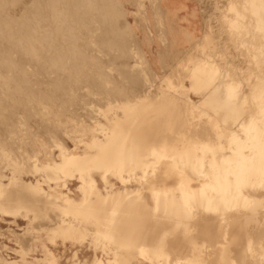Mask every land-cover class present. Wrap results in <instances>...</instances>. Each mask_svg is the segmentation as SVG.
<instances>
[{
    "label": "rangeland",
    "instance_id": "rangeland-1",
    "mask_svg": "<svg viewBox=\"0 0 264 264\" xmlns=\"http://www.w3.org/2000/svg\"><path fill=\"white\" fill-rule=\"evenodd\" d=\"M33 1L0 0V32L2 31L1 34L4 37L12 28L9 33L13 32L14 35V38L11 37L13 39L10 38L11 34H8L5 40H2L4 38L0 34V40H2L0 44L4 45V41L5 45L12 43L16 46L10 45L17 49V51L11 50L12 47L7 45L10 50L8 56L6 54L8 48L5 49V45L0 46V51L3 49L2 53L0 52V75L2 74L3 77L1 75L0 79H3L4 83L5 76L10 77L7 78L9 81L11 79V82L6 80L7 83H5L10 86V90L7 89V86L3 87V83L0 82V84L2 83V86L0 85V93H2V95L0 94V117L2 116L0 118V200H3H1L3 203L0 201V208L7 206L5 209L11 211L6 214L0 209V264H264V238H262L264 234H260L264 231H258L264 229L262 228L264 227V172L260 175L257 174L252 181L243 180L239 184L244 188L243 191L246 188V191H254L257 196L255 201H247L242 196L235 194L219 193L218 196H215V200L210 202H195L200 207V210L195 213L202 212L204 216H211L212 220L207 224L206 220L195 215L188 218L168 216V211H164L166 205L163 201L164 194H170L173 191L177 193L176 196L201 197V195L191 193L192 191L188 187V185L201 184L200 182L194 184L192 181L190 183V180H193L195 176L190 174L189 157L195 158L196 164L200 158H204L205 165H207L204 171L211 173L210 166L218 164L214 158H218L226 152L222 153L221 146H228L232 142L226 135L230 134L229 129L235 126V122L238 120H243L246 125H249L251 118L257 117L255 128L248 135L254 136L255 134L264 156V0H219V2L218 0H107L105 11L108 14L113 12L112 15L107 14L104 18L95 16L96 5H93L94 8L91 6L90 12L87 11L94 16L82 15L86 11L84 9L85 12L82 9L77 11L74 8L76 4L72 5L74 2L59 0L60 4L59 1H56L58 4L56 3L54 7L59 9L60 12L58 10L57 12L62 15L61 18L64 20L58 24L62 32L58 30V35L51 30V24H47L52 20V9L54 8L52 6L55 1ZM47 1L50 7L46 5ZM68 2L71 4L69 5ZM111 2L112 4H110ZM39 3L41 4L39 5ZM23 13L22 18L21 14ZM39 14L44 15V18H40ZM87 15L92 18H86ZM15 16L19 17L17 20L20 19L24 24L18 20L20 24L18 25ZM84 18L89 19L88 23ZM35 20L37 25L34 23ZM7 24L13 26H9L8 29ZM21 24L24 26L22 30L20 29ZM25 24L30 26H26L27 30ZM32 26L33 28H31ZM78 26L79 28H76ZM5 28H7V34L4 33ZM30 28L33 29L32 38L30 33L25 34V31L31 30ZM50 31L53 32L54 38L57 37L56 43L50 35L53 40H49V48L53 47L51 41L57 48L56 50L54 47L53 54L51 50H47L49 41L48 38L45 39L46 36L50 37L48 35L51 34ZM22 32L24 33L23 37L21 36ZM44 32L48 34L46 35ZM17 34H21L22 43L20 42V45L18 44L21 38ZM43 34L46 36L44 37ZM25 35L30 43L25 42L27 41L24 38ZM33 38L36 40L34 41ZM6 39L8 41L15 39L16 43L8 42ZM70 42L73 44L72 48L77 52L74 53L79 54L75 55L76 57L72 55L74 49H68ZM30 45L31 47L35 46H33L34 50L37 48L35 52L34 50L32 52V54L35 53L32 55L33 57H36L39 52L44 54H39V58H36L41 60V64L43 61L45 64L46 57L43 56L47 55V60L50 61L49 65L44 66V70L47 66L50 68L47 67V70L43 71L41 67L44 64L40 67L39 61L40 68L36 66L35 57L34 62L32 57V60H25V64L22 58L25 59V55L29 53ZM18 48L24 54L26 49L28 50L25 55L22 53V58L19 57L20 55L16 54L18 57L15 55V52L20 50ZM67 49L72 53L69 52V54ZM31 50L30 55L28 54L29 58ZM49 54L54 57H49ZM28 55L26 56L28 57ZM6 56L7 58H5ZM55 56L59 60H56ZM81 56H84V59ZM10 57L23 62L15 61L14 63L12 61L15 65L11 62L12 68L9 65L8 68H10L7 69L5 63L10 64ZM6 59L9 61L6 62ZM31 61L35 65L32 66ZM30 62L31 64H29ZM16 63L19 64H17L18 66L21 63L22 66L26 65L23 68H27L31 73L25 72L24 77L29 73L27 76L31 80V82L26 81V79L29 80L28 77L24 80L26 81L25 88L23 84L20 89L19 87L18 89L13 88L12 78L17 74L18 69L20 74L16 76L20 78L22 74L21 81L24 79L23 72L26 70L20 69L22 66L18 68ZM27 63L33 68L31 69ZM203 64H209L206 68L210 70L205 68V73L202 76H196L192 70ZM13 68H15V74H12ZM63 68L67 73H65L66 71L62 72ZM21 70L23 71L21 72ZM211 72L216 76L221 73L225 83L233 87V90L238 91V94L233 96V104L230 103L232 99L226 104H219L217 101L211 102L205 106L208 113L204 108L208 116H205V113H194L197 111L196 107L194 110H185L186 107L183 109V105L175 100V95L198 102L203 92L196 94L191 88V82L196 81L194 84L196 88L199 87L198 90L208 89L215 82L214 78L209 79ZM189 74L195 81L189 78ZM203 80L205 82L212 80V82L209 81V84H205ZM24 81H19V83H24ZM19 83L15 84V87L19 86ZM22 90L23 92L25 90V94L22 93ZM162 90L165 94L162 93ZM148 94L151 95L148 96ZM174 102L175 104H173ZM176 104H180L182 109ZM115 114L119 115L113 117ZM204 118L207 122L204 121ZM158 120L159 122H157ZM188 120L193 121L188 123ZM120 123H122L123 129H120ZM191 124H195V127L193 128ZM109 128H119L115 134H110L109 141L116 140L121 143L118 148L113 150L117 159L111 161L109 165L115 166L123 161L126 154L124 147L121 146L123 143H128L133 147L136 143L138 154L142 152L143 155H148L151 150L157 149L154 156L144 158L152 164L151 167L149 165V167L140 170L134 168L130 163L132 167L129 171L119 168L118 171H113L112 175H105L106 177L101 179L98 175L95 178L91 177L87 174L86 169H82L78 174L79 179L70 181L68 184L72 197L77 199L80 195L82 197L78 205L67 200L66 197L61 199L48 197L36 190L38 186L28 185L40 181L41 187L46 190L49 189V186L55 187V184L59 187L65 185L67 181L44 182L43 173L38 169L39 166L47 158L58 159L59 143L69 150L77 148V151L83 154L85 152L84 142L96 138L103 139L104 132L106 129L110 130ZM205 130L207 133L204 132ZM203 132L207 134L204 137ZM138 138L141 140L139 141ZM198 144H200V148L197 146ZM142 148L144 151L147 149V152H144ZM242 148L247 150L244 145ZM140 149L142 150L140 151ZM3 151L8 153L5 155ZM26 153L28 154L26 155ZM192 154L194 155L192 156ZM15 162H18V165ZM228 162L226 161V163ZM9 163L11 164L9 165ZM226 163L221 164L220 162L219 164L226 165ZM101 165H103L102 162L96 163L98 168ZM103 171L106 170L103 169ZM184 175L188 177H184ZM257 180L260 182L257 183ZM176 187L178 188L175 189ZM128 188L134 191L129 196L120 193V196L118 195L116 198L100 200L102 196L97 194L99 191L111 194L108 191L114 190L117 193V191H127ZM159 188L163 189L160 191ZM214 188L221 191V187L218 185ZM11 190L16 195L15 197L18 196V200L12 201L14 195ZM209 190L210 188L204 189L203 194L210 195ZM180 201L181 204L185 203L183 200ZM5 202L10 204H5ZM92 207H96L95 210H92ZM247 212L249 215L254 213V216H247ZM29 215L30 217H28ZM217 219L225 220L219 223ZM66 222L74 224L68 229L70 231H66L62 227ZM236 228H238L241 238L238 236ZM234 232H236V236ZM260 237L261 239H258Z\"/></svg>",
    "mask_w": 264,
    "mask_h": 264
},
{
    "label": "bare ground",
    "instance_id": "bare-ground-1",
    "mask_svg": "<svg viewBox=\"0 0 264 264\" xmlns=\"http://www.w3.org/2000/svg\"><path fill=\"white\" fill-rule=\"evenodd\" d=\"M33 1V0H32ZM53 1H55V4L52 6V4H51V6L52 7H54L55 5H56V1H59V0H53ZM53 1H51V2H53ZM64 1V0H63ZM62 1V2H63ZM69 2H74V4H72V5H75L76 4V7L74 6V8H76L77 9V11H80L81 9L85 12H82V13H84V14H82V15H85V14H90V13H88V12H90V8H91V6H93V5H96L95 7H97L96 9H95V13H96V17H101V18H104V17H106L107 16V11H105V5H106V1L107 0H68ZM114 1V0H113ZM112 1V2H113ZM116 1V0H115ZM119 1V0H118ZM136 1V0H135ZM216 1V0H215ZM249 1V0H248ZM27 2V1H26ZM34 3H35V1H33ZM37 2V1H36ZM65 2H66V0H65ZM68 2V3H69ZM112 2L110 3V4H112ZM218 2H219V0H218ZM247 2V1H246ZM4 3V2H3ZM45 3V2H44ZM71 3H69V5L71 4ZM211 3V2H210ZM28 4V3H27ZM33 4V3H32ZM36 4V3H35ZM41 3H39V5H40ZM46 4V3H45ZM58 4V3H57ZM59 4H60V1H59ZM77 4H78V7H77ZM109 4V5H110ZM46 5H48V1H47V4ZM45 5V6H46ZM116 5V4H115ZM114 5V6H115ZM218 5V4H217ZM36 6V5H35ZM49 6V5H48ZM113 6V7H114ZM212 6V5H211ZM29 6H27V8H28ZM50 7V6H49ZM66 7V6H65ZM68 7V6H67ZM70 7V6H69ZM72 7V6H71ZM36 8V7H35ZM42 8V10H43V7H41ZM93 8H94V6H93ZM108 8V7H107ZM157 8V7H156ZM211 8V7H210ZM228 8V7H227ZM29 9H31L30 7H29ZM37 9V8H36ZM35 9V10H36ZM50 10H51V8H49ZM79 9V10H78ZM109 9H110V7H109ZM112 9V8H111ZM209 9V8H208ZM220 9V8H219ZM1 10H3V9H1ZM32 10H34V9H32ZM34 10V11H35ZM57 10L59 11V9H56V7H54L53 9H52V12H53V16H52V20L51 21H49V23H47L46 21H45V23H47V24H51V26H52V28H51V30H53V32H56V34L57 33H59V31L61 32V30L59 29V27H58V24L59 23H61V22H63V20L64 19H62L61 18V16L62 15H60L58 12H57ZM64 10V9H63ZM68 10H69V8H68ZM72 10V9H71ZM70 10V11H71ZM214 10V9H213ZM216 10V9H215ZM227 10V9H226ZM20 11V10H19ZM22 11V10H21ZM30 11V10H29ZM39 11V10H38ZM37 11V12H38ZM77 11H75V13H78ZM88 11V12H87ZM117 11H119V10H117ZM158 11V10H157ZM211 11V10H210ZM219 11V10H218ZM24 12V11H23ZM36 12V13H37ZM60 12V11H59ZM73 12H74V10H73ZM111 12V11H110ZM113 12V11H112ZM112 12H111V14H108V15H112ZM230 12V11H229ZM22 13V12H21ZM31 13V12H30ZM35 13V12H34ZM40 13H41V11H40ZM66 13V12H65ZM74 13V14H75ZM158 13V12H157ZM3 14V13H2ZM94 14V13H93ZM115 14V13H114ZM117 14V13H116ZM119 14V13H118ZM240 14V13H239ZM22 15V18H23V15H24V13L23 14H21ZM25 15H26V13H25ZM30 15V14H29ZM33 15V14H32ZM38 15V14H37ZM40 15V14H39ZM41 15H42V13H41ZM40 15V16H41ZM60 15V16H59ZM76 15V14H75ZM91 16H94V15H92V14H90ZM124 15V14H123ZM206 15H207V13H206ZM244 15V14H243ZM44 16V15H43ZM43 16H41L40 18H44ZM89 17V15H87V17L86 18H88L89 17V19L90 18H92V17ZM213 16V15H212ZM230 16V15H229ZM228 16V17H229ZM27 17V16H26ZM84 17V16H83ZM3 18V17H2ZM13 18V17H12ZM15 18H16V16H15ZM17 18H19V17H17ZM17 18L15 19L16 20V22L18 23V25H20L19 24V22H18V20H20V19H18L17 20ZM28 18H29V16H28ZM33 18H34V16H33ZM35 18H36V15H35ZM37 18H39V16H37ZM39 18V19H40ZM80 18V17H79ZM82 18V17H81ZM86 18H84L85 20H86ZM110 18V17H109ZM209 18V17H208ZM232 18V17H231ZM238 18V17H237ZM14 19V18H13ZM26 19V18H25ZM74 19V18H73ZM89 19L88 20H86V23H88V21H89ZM119 19H121V18H119ZM43 20V19H42ZM41 20V21H42ZM48 20H49V18H48ZM77 20V19H76ZM113 20V19H112ZM116 20V19H115ZM217 20V19H216ZM239 20V19H238ZM28 21V20H27ZM103 21V20H102ZM108 21H109V19H108ZM206 21V20H205ZM6 22V21H5ZM32 22V21H31ZM36 22V20L34 21V23ZM38 22V21H37ZM39 22H40V20H39ZM85 22V21H84ZM98 22V21H97ZM105 22H107V21H105ZM213 22H215L214 20H213ZM236 22V21H235ZM20 23H22L21 22V20H20ZM67 23V22H66ZM109 23V22H108ZM233 23H234V21H233ZM6 24V23H5ZM22 24H24V22L22 23ZM22 24H21V30H22V28H24V26H22ZM36 25H37V23H35ZM72 24H74V23H72ZM219 24V23H218ZM236 24H238V23H236ZM8 25V29L10 28V27H12V26H10L9 24H7ZM28 24H25V29H26V26H27ZM34 25V24H33ZM40 25V24H39ZM86 25V24H85ZM91 25V24H90ZM119 25V24H118ZM10 26V27H9ZM87 26V25H86ZM116 26V25H115ZM237 26V25H236ZM7 27V26H6ZM18 27V29H19V26H17ZM28 27H30L29 25H28ZM37 27V26H36ZM88 27V26H87ZM107 27V26H106ZM126 27V26H125ZM130 27V26H129ZM31 28H33V26L31 27ZM30 28V29H31ZM76 28H79V26L78 27H76ZM236 28V27H235ZM25 29L23 30V32L25 31ZM29 29V28H28ZM100 29V28H99ZM102 29V28H101ZM108 29V28H107ZM130 29V28H129ZM237 29V28H236ZM5 32H4V30H3V32L4 33H6L7 32V28H5ZM27 30V29H26ZM32 30L33 29H31L29 32H27V31H25V34H28V33H30V37L32 38V35H33V33H32ZM59 30V31H58ZM111 30V29H110ZM121 30V29H120ZM216 30V29H215ZM9 31H12V28H10V30H8V34H11V36H10V38L11 37H13L14 38V35H13V32L12 33H9ZM35 31V30H34ZM45 31V30H44ZM89 31V30H88ZM240 31V30H239ZM2 32V31H1ZM1 32H0V34H1ZM18 32H20L21 33V31H19L18 30ZM22 32V35L21 34H17V36L19 35V37H20V35L23 37V35H24V33ZM27 32V33H26ZM40 32V31H39ZM42 32V31H41ZM51 32V31H50ZM53 32H51V34H48L49 36L51 35L52 36V38H54L53 37ZM101 32V31H100ZM103 32V31H102ZM110 32V31H109ZM165 32V31H164ZM17 33V32H16ZM32 33V34H31ZM45 33V32H44ZM62 33V32H61ZM75 33V32H74ZM113 33V32H112ZM111 33V34H112ZM118 33V32H117ZM123 33V32H122ZM230 33V32H229ZM242 33V32H241ZM7 34V33H6ZM7 34V35H8ZM38 34H40V33H38ZM46 34V33H45ZM46 34V35H47ZM53 34V35H52ZM110 34V33H109ZM109 34H107V35H109ZM114 34V33H113ZM222 34V33H221ZM2 35V34H1ZM1 35H0V37H1ZM6 35V36H7ZM44 35V34H43ZM46 35H44V37L46 36ZM58 35V34H57ZM125 35V34H124ZM132 35V34H131ZM165 35V34H164ZM236 35V34H235ZM6 36H4L3 37V35H2V37L4 38V39H2V40H5V37ZM16 36V37H17ZM26 37H24L25 38V40H27V41H25L26 43H30L29 42V40H28V37H27V35H25ZM51 36L50 37H48V36H46L45 37V39L46 38H48V41L49 40H53L52 38H51ZM85 36V35H84ZM91 36V35H90ZM123 36V35H122ZM126 36V35H125ZM35 37V36H34ZM102 37H104V36H102ZM107 37V36H106ZM9 38V37H8ZM13 38H11V39H13ZM21 38V37H20ZM27 38V39H26ZM50 38V39H49ZM57 38V37H56ZM56 38H54V42H56L57 43V40H55ZM105 38V37H104ZM110 38V37H109ZM109 38H108V43H109ZM124 38H126V37H124ZM131 38V37H130ZM215 38V37H214ZM1 39V38H0ZM9 40L8 41V39H6L8 42H10V41H12V42H14V40ZM115 39V38H114ZM128 39V38H127ZM126 39V40H127ZM2 40H0V42L2 41ZM19 40V39H18ZM21 40H22V38L19 40V44H18V42H17V44L18 45H20V42H21ZM30 40H32V39H30ZM33 40H34V38H33ZM35 40H36V38H35ZM34 40V41H35ZM101 40V39H100ZM99 40V41H100ZM103 41H104V39H102ZM111 40V39H110ZM119 40V39H118ZM129 40V39H128ZM24 41V40H23ZM38 41V40H37ZM46 41V40H45ZM53 41H51L52 42V46L53 47H50L49 48V46H50V41L48 42V48H47V50L49 49V50H51V52H52V50L54 49V47H55V43L53 44ZM77 41V40H76ZM97 41V40H96ZM95 41V42H96ZM123 41V40H122ZM130 41V40H129ZM235 41V40H234ZM32 42V41H31ZM44 42V41H43ZM43 42H41V43H43ZM72 42V41H71ZM71 42L69 43L70 45H69V48L68 49H71L72 48V45L73 44H71ZM98 42V41H97ZM96 42V43H97ZM119 42V41H118ZM126 42V41H125ZM14 43H16V42H14ZM22 43V42H21ZM26 43H24V44H26ZM34 43V42H33ZM45 43H47V41L45 42ZM73 43V42H72ZM100 43H102V42H100ZM104 43H106V42H104ZM107 43V44H108ZM120 43H122V42H120ZM131 43V42H130ZM3 44L5 45V41L3 42ZM7 44V43H6ZM10 44H12V43H10ZM9 43L7 44L8 46L10 45ZM32 44V43H31ZM75 44V43H74ZM77 44V43H76ZM4 45H1L0 44V46H4ZM7 45H5V49L6 48H8V46ZM13 45V44H12ZM17 45V46H18ZM36 45V44H35ZM57 45V44H56ZM83 45V44H82ZM109 45H111V44H109ZM116 45V44H115ZM11 46V45H10ZM9 46V47H10ZM14 47L16 46V45H13ZM13 46H11L12 48H10L11 50L13 49V50H15V51H17V49L15 48L14 49V47ZM33 46L34 45H32V47H31V45L29 46V47H31V49H28L29 50V53H30V50H31V57L29 58V55L28 54H26V52L28 51L27 49H26V52H25V54L26 55H28V57L21 51V49L20 48H18V49H20V50H18V52H15V55L17 54V55H20L19 57H21L22 58V53L25 55V59L24 58H22V60L25 62V64H26V61L28 60H32V55L34 54L35 55V53H33L32 54V52H33V50H34V48H33ZM61 46V45H60ZM129 46H131V45H129ZM35 47V46H34ZM62 47V46H61ZM106 47V46H105ZM108 47H110V46H108ZM196 47H197V45H196ZM113 48V47H112ZM114 48H116V47H114ZM1 49V48H0ZM5 49H4V52L6 53V51H7V53L6 54H8L9 52H10V50H9V48H8V50H6L5 51ZM24 49V48H23ZM22 49V50H23ZM36 49L37 48H35V50H34V52L36 51ZM55 49L57 50V48L55 47ZM67 49V50H68ZM74 48H72V50H73ZM94 49V48H93ZM113 50V49H112ZM2 51H3V49L0 51L1 53H2ZM25 51V50H24ZM39 51V50H38ZM123 51V50H122ZM12 52V51H11ZM21 52V53H20ZM72 53V51L71 50H68V53ZM74 52H76V50L74 49V51H73V53ZM79 52H81V51H79ZM113 52V51H112ZM114 52H115V50H114ZM194 52V51H193ZM4 53V54H5ZM45 53H47V52H45ZM54 52H52V54H53ZM69 53V54H70ZM72 53V55H74V57H76L75 55H79V54H73ZM77 53V52H76ZM108 53V52H107ZM192 53V52H191ZM202 53V52H201ZM5 54V55H6ZM12 54H13V52H12ZM12 54H10V56H12ZM39 54H41L40 52L38 53V55L36 54V57H35V59L36 58H39ZM48 54V53H47ZM81 54V53H80ZM112 54V53H111ZM114 54V53H113ZM120 54V53H119ZM16 55V57H18ZM41 55H44V54H41ZM118 55V54H117ZM124 55V54H123ZM122 55V56H123ZM130 55V54H129ZM1 56H3L4 57V55H1ZM8 56H9V54H8ZM50 56H53V55H50L49 54V57ZM69 56H71V55H69ZM112 56V55H111ZM128 56V55H127ZM34 57H33V62L35 61V59H34ZM43 57H46V61H45V64H44V61H43V63L41 64V60L39 61V59H36L37 61H35L36 62V66H38L39 67V65H38V63L40 64V67H41V65H43L41 68L43 69V71H45V70H47V67H49L50 68V66H47L46 67V69L44 70V66L45 65H49L48 64V62L50 61H48L47 60V55L46 56H43ZM48 57V58H49ZM54 57V56H53ZM71 57H73V56H71ZM73 57V58H74ZM82 57V56H81ZM84 57V56H83ZM82 57V59H84ZM5 58H7V56L5 57ZM4 58V59H5ZM9 58V57H8ZM21 58H20V60H21ZM26 58H28V59H26ZM52 58V57H51ZM55 58H57L56 60H59L58 59V57L57 56H55ZM204 58H206V57H204ZM10 59H11V57H10ZM14 58H12L11 59V61H9V59L6 61V62H10V64H7V63H5V66L7 67V69H9L10 67L12 68V65L15 63V59L13 60ZM41 59V58H40ZM77 59V58H76ZM133 59V58H132ZM188 59V58H187ZM20 61V62H23V61ZM26 60V61H25ZM56 60H54V61H56ZM69 60V59H68ZM79 60V59H78ZM87 60V59H86ZM210 60V59H209ZM12 61H14V63L12 62ZM39 61V62H38ZM187 62H188V60H186ZM186 61H184V62H186ZM11 62L13 63L12 65H11ZM16 62H18V63H20L19 61H16ZM32 62V61H31ZM31 62L29 63V64H31ZM32 62V66L33 65H35L34 63ZM57 62V61H56ZM106 62V61H105ZM145 62V61H144ZM143 62V63H144ZM182 62V61H181ZM18 63H16V66L19 68V67H21L22 65V63L20 64V66H18L19 64ZM62 63H64V62H62ZM66 63V62H65ZM64 63V64H65ZM68 63V62H67ZM107 63V62H106ZM209 63V62H208ZM215 63V62H214ZM18 64V65H17ZM28 63H27V65H29ZM71 64V63H70ZM69 64V65H70ZM184 64V63H183ZM9 65H11L9 68H8V66ZM15 65V64H14ZM62 66H63V64H61ZM66 65H68V64H66ZM68 65V66H69ZM111 65V64H110ZM189 65V64H188ZM208 65L209 64H203V65H200V66H198L197 68H195V69H193L192 71H194V73H195V75L197 76H202L204 73H205V70L207 69L208 70V68H206V67H208ZM212 65V64H211ZM24 66H26V65H24L23 64V66L20 68V69H26L27 70V68H23ZM85 66H87V65H85ZM183 66V65H182ZM181 66V67H182ZM29 67H30V65H29ZM39 67V68H40ZM59 67H61V66H59ZM115 67H117V66H115ZM180 67V68H181ZM210 67V66H209ZM217 67V66H216ZM215 67V68H216ZM16 68V67H15ZM15 68H13V71H14V69ZM31 68V67H30ZM33 68V67H32ZM31 68V69H32ZM37 68V67H36ZM48 68V69H49ZM65 68V67H64ZM64 68H63V70H62V72H65L64 71ZM105 68H107V67H105ZM206 68V69H205ZM35 69V68H34ZM41 69V70H42ZM62 69V68H61ZM60 69V70H61ZM65 69H67V67L65 68ZM68 69H69V67H68ZM77 69V68H76ZM84 69V68H83ZM126 69V68H125ZM140 69V68H139ZM3 70V69H2ZM24 70V72H23V77L25 76V72H29L30 73V71L29 70ZM59 70V71H60ZM75 70V69H74ZM118 70V69H117ZM144 70V69H143ZM180 70V69H179ZM183 70V69H182ZM210 70V69H209ZM208 70V71H209ZM213 71H214V69H212ZM217 70V69H216ZM12 71V69H11V73L13 72ZM16 71H17V69H16ZM23 70H21V72H22ZM38 71H40V70H38ZM51 71V70H50ZM104 71V70H103ZM150 71V70H149ZM176 71V70H175ZM18 72H20V70L18 69ZM17 72V74H20V73H18ZM47 72V71H46ZM121 72H122V70H121ZM183 72V71H182ZM16 72L14 71L12 74H15ZM28 73V74H29ZM37 73V72H36ZM48 73V72H47ZM61 73V72H60ZM65 73H67V71L65 72ZM76 73V72H75ZM74 73V74H75ZM117 73H118V71H117ZM152 73V72H151ZM175 73V72H174ZM206 73H207V71H206ZM16 74V75H17ZM27 74V75H28ZM31 74V73H30ZM40 74V73H39ZM52 74V73H51ZM68 74L70 75V73L68 72ZM191 74V73H190ZM189 74V78H192L191 77V75ZM211 75H209V79L210 78H214V80H215V82L214 83H212V86L210 87V88H208V89H205V90H198L197 88H199V87H197L196 88V86H195V79H191V80H194L195 82H191V88L194 90V92L196 93V94H200V93H202L203 92V94H202V97H201V99L198 101V102H195V101H193V100H191L190 98H184V97H182V96H178V95H175V100L177 101V103H180L181 105H183V109H184V107H186L185 108V110L186 109H191V110H194V108L196 107L197 108V111L196 112H194V113H200V114H202V113H205L204 115L206 116L207 114H206V111L208 110V109H206L205 108V106L207 105V104H209V103H211V102H214V101H217L219 104H226V103H229V101H231V99H232V101L230 102L231 104H233V100H234V97L233 96H235V95H237L238 94V91L237 90H233V87H230V85H227L226 83H225V80H224V78L222 77V74L220 73V74H218L217 76H216V74L215 75H212L213 73L211 72L210 73ZM2 75V74H1ZM1 75H0V78H2L3 77V75H2V77H1ZM6 75H8V74H6ZM14 76V78H12L13 80V83H14V87L13 88H15V89H18V87H19V89L21 88V87H23L24 86V84H26L25 82L26 81H28V82H31V80L29 79L30 77L29 76H27L26 75V77H24V79L21 81V76H22V74H21V76H20V78H18L17 76H19V75H17V76ZM61 75V74H60ZM63 75V74H62ZM173 75V74H172ZM176 75H177V73H176ZM205 75H208V74H205ZM37 76V75H36ZM79 76V75H78ZM6 77V79H5V83H7L6 82V80H8L9 81V79H7L9 76H5ZM28 77V79L29 80H27L26 78ZM65 77V76H64ZM153 77V76H152ZM181 77H182V75H181ZM205 77V76H204ZM10 78V77H9ZM16 78V79H15ZM40 78H42L41 76H40ZM45 79H47V77H44ZM67 78H68V76H67ZM80 78V77H79ZM82 78V77H81ZM102 78V77H101ZM115 78V77H114ZM15 79V80H14ZM18 79V80H17ZM20 79V80H19ZM26 79V81H24ZM32 79H35V78H32ZM50 79H52V78H50ZM49 79V80H50ZM56 79V78H55ZM58 79H60V78H58ZM57 79V80H58ZM62 79V78H61ZM66 79V78H65ZM86 79V78H85ZM93 79V78H92ZM133 79V78H132ZM132 79H130V81L132 80ZM183 79V78H182ZM202 79V78H201ZM36 80V79H35ZM54 80V79H53ZM53 80L51 81V83L53 82ZM64 80V79H63ZM69 80H70V78H69ZM190 80V79H189ZM218 80V81H217ZM19 81L20 82H23L24 81V83H19ZM33 81V80H32ZM37 81V80H36ZM56 81V80H55ZM66 81H67V79H66ZM72 81V80H71ZM136 81H137V79H136ZM135 81V82H136ZM166 81V80H165ZM204 81V80H203ZM209 81H211L212 82V80H209ZM208 81V82H209ZM217 81V82H216ZM0 82H2L3 83V87L4 86H7L8 88V90H10V86H8V85H5V83H4V81H3V79L1 80L0 79ZM9 82H11V79H10V81ZM27 82V83H28ZM38 82V81H37ZM40 82H42V81H40ZM47 82H48V84H49V81L47 80ZM58 82V81H57ZM68 82V81H67ZM91 82V81H90ZM96 82V81H95ZM104 82V81H103ZM115 82H116V80H115ZM129 82V81H128ZM132 82V81H131ZM130 82V83H131ZM133 82H134V80H133ZM167 82V81H166ZM197 82H198V79H197ZM205 82V81H204ZM206 82H207V80H206ZM205 82V84H209L208 82L206 83ZM2 83L0 84L1 86H2ZM17 83H19L18 85L19 86H17L16 85V87H15V84H17ZM43 83V82H42ZM46 83V82H45ZM60 83H61V81H60ZM71 83V82H70ZM73 83V82H72ZM179 83V82H178ZM195 83V84H194ZM218 83V84H217ZM22 84H23V86H22ZM41 84V83H40ZM47 84V83H46ZM57 85H58V83H56ZM55 84V85H56ZM62 84V83H61ZM65 84V83H64ZM68 84V83H67ZM95 84V83H94ZM100 84V83H99ZM31 85V84H30ZM29 85V86H30ZM98 85V84H97ZM118 85V84H117ZM148 85V84H147ZM0 86V87H1ZM21 86V87H20ZM52 86V85H51ZM65 86V85H64ZM73 86V85H72ZM207 86V85H206ZM26 86H24V88H25ZM35 87V86H34ZM47 87V86H46ZM55 87V86H54ZM60 87V86H59ZM76 87V86H75ZM100 87H102V86H100ZM32 88V87H31ZM37 88V87H36ZM44 88V87H43ZM102 88H104V87H102ZM114 88V87H113ZM141 88V87H140ZM139 88V89H140ZM152 88V87H151ZM33 89V88H32ZM35 89V88H34ZM58 89V88H57ZM66 89H67V87H66ZM123 89V88H122ZM121 89V90H122ZM144 89V88H143ZM28 90V89H27ZM62 91L64 90V89H61ZM60 90V91H61ZM70 90V89H69ZM74 90H76V89H74ZM112 90V89H111ZM136 90V89H135ZM146 90H147V88H146ZM148 90H149V88H148ZM154 90V89H153ZM161 90V89H160ZM234 92H233V91ZM16 91V90H15ZM18 91V90H17ZM16 91V92H17ZM59 91V90H58ZM77 91V90H76ZM100 91V90H99ZM137 91V90H136ZM136 91H134V92H136ZM24 92H25V90H24ZM23 92V90H22V93L23 94H25ZM42 92V91H41ZM53 92V91H52ZM124 92V91H123ZM151 92H152V90H151ZM154 92V91H153ZM164 91L162 90V93H163ZM28 93V92H27ZM48 93V92H47ZM102 93V92H101ZM125 93V92H124ZM149 93V92H148ZM161 93V94H162ZM1 95H2V93H0ZM30 94V93H29ZM49 94V93H48ZM63 94V93H62ZM119 94V93H118ZM164 94H165V92H164ZM81 95V94H80ZM126 95V94H125ZM144 95V94H143ZM146 95H147V92H146ZM151 94H148V96H150ZM33 96V95H32ZM40 96V95H39ZM43 96V95H42ZM134 96H135V94H134ZM2 97V96H1ZM63 97V96H62ZM123 97V96H122ZM135 97H137V96H135ZM143 97H145V96H143ZM174 97V96H173ZM113 98V97H112ZM120 98V97H119ZM98 99V98H97ZM147 99V98H146ZM40 100H42V99H40ZM65 100V99H64ZM121 100V99H120ZM58 101V100H57ZM69 101V100H68ZM129 101V100H128ZM61 102V101H60ZM66 102V101H65ZM101 102V101H100ZM127 102V101H126ZM1 104V103H0ZM59 104V103H58ZM74 104V103H73ZM170 104V103H169ZM173 104H175V102L173 103ZM179 104V105H180ZM235 104V103H234ZM68 105V104H67ZM103 105V104H102ZM179 105H177L176 104V106H179ZM264 106V105H263ZM64 107V106H63ZM180 108H181V106H179ZM80 108V107H79ZM181 108V109H182ZM206 109V111H205V109ZM263 108V107H262ZM1 109V108H0ZM180 109V110H181ZM8 110V109H7ZM210 111V110H209ZM243 111V110H242ZM252 111V110H251ZM6 112H8V111H6ZM72 112V111H71ZM181 112V111H180ZM183 112V111H182ZM207 113H208V111H207ZM211 113V111L209 112V114ZM242 113V112H241ZM80 114V113H79ZM183 114V113H182ZM22 115V114H21ZM82 115V114H81ZM119 114H115V115H113V117H116V116H118ZM212 115V114H211ZM243 115H244V113H243ZM80 116V115H79ZM200 116V115H199ZM202 116V115H201ZM204 116V117H205ZM208 116V115H207ZM210 116V115H209ZM2 117V116H1ZM0 117V118H1ZM212 117V116H211ZM210 117V118H211ZM245 117H247V116H245ZM152 118V117H151ZM198 118V117H197ZM248 118V117H247ZM257 117H255V118H251L252 120L250 121V123H249V125L247 124L246 125V123H244L243 122V120H238V122L236 121L235 122V126H233V127H231L230 129H229V131L228 132H230V134L229 135H226V137L227 138H229L232 142L228 145V146H221V149H222V153L224 152V151H226L225 153H223L224 155H220L218 158L216 157V158H214V161L216 162V163H218L216 166L214 165H211L210 167L212 168V171H211V173H209V172H206V171H204V168L205 167H207V165H205V160H204V158H200V157H198V158H200L199 160V162H198V164H196L197 162H195V158H193V159H191L192 157H189L190 159L188 160V167H189V169L191 170V175L192 176H195L194 178H193V180H194V182H193V180H190V183H191V181H192V183H194L195 184V182H200L201 184H199V185H197L196 186V184L195 185H191V186H189L188 185V187L191 189V193H193V194H196V195H201V197H196V196H194V197H184V195H180V196H176V192H172V193H170V194H164V198H163V201H164V203H165V212L166 211H168V216H171V217H186V218H188V217H190V216H199V218H201L202 217V220H206L207 222H206V224L207 223H209V221H211L212 220V218H211V216H204L203 215V213L201 212V213H199V214H197V213H195V211H199L200 210V207L197 205V204H195V202H204V203H207V202H210V201H212V200H215V196H218L219 195V193H222V194H228V195H238V196H242L245 200H247V201H255V200H257V196H256V194L254 193V191L253 192H251V190L250 191H246L247 190V188H246V192L245 191H243V189L244 188H242V187H240L239 186V184H240V182L241 181H243V180H245V181H252L253 180V178H255V176L257 175V174H263V172H264V156L262 155V149L259 147V145H258V142L256 141V138H255V134H254V136H252V134H251V136L250 135H248V133H250V131L251 130H253L254 128H255V122H256V119ZM3 119V118H2ZM5 119V118H4ZM205 119V118H204ZM201 120V119H200ZM189 121H193V120H188V123H190ZM202 121V120H201ZM204 121H206V119L204 120ZM215 121H217V120H215ZM245 121V120H244ZM157 122H159V120L157 121ZM199 122V121H198ZM207 122V121H206ZM205 122V123H206ZM210 122H212V121H210ZM26 123V122H25ZM29 123V122H28ZM258 123V122H257ZM154 124V123H153ZM199 124V123H198ZM149 125V124H148ZM152 125V124H151ZM150 125V126H151ZM190 125V124H189ZM195 124H191V126H193V128L195 127L194 126ZM206 125V124H205ZM204 125V126H205ZM214 125V124H213ZM32 126V125H31ZM54 126V125H53ZM147 126V125H146ZM191 126H190V128H191ZM209 126V125H208ZM46 127V126H45ZM108 127V126H107ZM120 129H123V126H122V123H120ZM148 127V126H147ZM205 127H207V126H205ZM140 128V127H139ZM150 128H152V126L150 127ZM208 129H209V127H207ZM57 129V128H56ZM101 129V128H100ZM110 130H108L107 131V129H106V131L104 132V138L103 139H101V138H96V139H94V140H92V141H88V142H84V147H85V152L83 153V154H80L77 150V148H75V149H72V150H69V148H67V147H65L64 145H60V143H59V146H58V148H59V154H58V159L57 158H55V157H52V158H47L46 159V161L45 162H43V164H41L39 167L40 168H38V169H40V171H42V176H43V179H44V182H46V181H52V183L54 182V183H56V182H59V181H67L66 183H65V185H63L62 187H59V186H57L56 184H55V187L54 186H49V189L48 190H46V189H43L42 187H41V183H40V181H37V183H31V184H28V185H30V186H38V189H36L37 191H39L40 193H43L44 195H46V196H48V197H53V198H55V199H61V198H63V197H66L67 198V200H69V201H71V202H73V203H75V205H78V203L81 201V195H80V197L77 199V198H75V197H72L71 195H70V193H71V190L69 189V186H68V184H69V182L70 181H73V180H78L79 178H78V174L80 173V171H82V169H86V172H87V174H89L91 177H93V178H95V176L96 175H98L99 176V178L101 179V178H104V176L106 175H108V174H111L112 175V172L113 171H118V169L119 168H125V169H127L128 171H129V169L132 167V166H130V163L131 164H133V167L134 168H139L140 170H142V169H144V168H146V167H149V165H150V167H151V163L148 161V159H144L145 157H148V156H154L155 155V152H156V150H151L150 151V153L148 154V155H143V153L142 152H140L142 149H140V153H142V155H140V153L138 154V151H137V146H136V143H135V146L133 147V146H129V144L127 143V144H125V143H123L121 146H123L124 147V149H125V151H126V154H125V156H124V159H123V161L120 163V164H117V165H115V166H111V165H109V163L111 162V161H113L114 159H117V158H115L116 157V154H114V152H113V150L117 147H119L120 146V144L121 143H118L116 140H111V141H109V136H110V134H115L118 130H119V128L118 129H111V128H109ZM136 129V128H135ZM147 129V128H146ZM153 129H154V127H153ZM187 129V128H186ZM189 129V128H188ZM196 129V128H195ZM205 129V128H204ZM212 129V128H211ZM18 130H20V129H18ZM33 130V129H32ZM189 130H191V129H189ZM194 130V129H193ZM207 130V129H206ZM206 130L204 131L205 133H207L206 132ZM226 130V129H225ZM2 131V130H1ZM7 131V130H6ZM34 131V130H33ZM33 131H31V132H33ZM151 131V130H150ZM153 131V130H152ZM197 131V130H196ZM63 132V131H62ZM141 132V131H140ZM203 132V133H204ZM209 132V131H208ZM215 132V131H214ZM213 132V133H214ZM2 133V132H1ZM5 133V132H4ZM194 133H195V130H194ZM204 133V134H205ZM210 133H211V131H210ZM224 133H225V131H224ZM253 133V132H252ZM7 134V133H6ZM136 134V133H135ZM138 134H139V132H138ZM143 134V133H142ZM215 134H216V132H215ZM197 135V134H196ZM207 134H205V135H203V137L204 136H206ZM211 135H212V133H211ZM217 136H218V134H216ZM215 135V136H216ZM56 136V135H55ZM209 136V135H208ZM23 137V136H22ZM198 137H201V136H198ZM202 137V138H203ZM212 137V136H211ZM213 137H214V135H213ZM50 138V137H49ZM139 138H142V137H139ZM139 138H138V140H139ZM207 138V137H206ZM206 138H204V139H206ZM217 139H218V137H216ZM36 139V138H35ZM143 139V138H142ZM201 139V138H200ZM211 139V138H210ZM4 140V139H3ZM50 140V139H49ZM141 140V139H140ZM139 140V141H140ZM207 140H208V138H207ZM212 140V139H211ZM210 140V141H211ZM8 141V140H7ZM56 141V140H55ZM143 141V140H142ZM200 141V140H199ZM202 141V140H201ZM206 141V140H205ZM229 141V140H228ZM1 142V141H0ZM3 142V141H2ZM39 142V141H38ZM195 142H198V141H195ZM220 144H221V142L220 141H218ZM44 143V142H43ZM49 143H51V141H49ZM55 143V142H54ZM57 144H58V142H56ZM63 143V142H62ZM199 143V142H198ZM8 144V143H7ZM143 144V143H142ZM226 145H227V143H225ZM51 145H53L52 143H51ZM51 145H50V148H51ZM119 145V146H118ZM141 145V144H140ZM221 145H223V143L221 144ZM246 146V149L247 150H244L243 148H242V146ZM43 146V145H42ZM42 146H41V148H42ZM54 146V145H53ZM145 146V145H144ZM150 146H152L151 144H150ZM150 146H147V147H150ZM191 146H192V144H191ZM197 146H199V148H200V144H198ZM1 147V146H0ZM7 147V146H6ZM49 147V146H48ZM37 148H39V147H37ZM46 149V147H43V149ZM3 149H5V148H3ZM29 150H30V148H28ZM40 149V148H39ZM52 149H54V148H52ZM90 149H92V150H90ZM41 151H42V149H40ZM58 150V149H57ZM147 150V149H146ZM145 150V151H146ZM185 150V152H186V149H184ZM188 150V149H187ZM5 151V150H4ZM3 151V153H5V155H6V153H8V152H4ZM8 151V150H7ZM47 151V150H46ZM143 151H144V149H143ZM144 151V152H145ZM30 152H33V151H30ZM52 152V151H51ZM54 152V151H53ZM147 152V151H146ZM184 152V151H183ZM196 152V151H195ZM195 152H193L194 154H195ZM29 153V152H28ZM28 153H26V155L28 154ZM45 153H47V152H45ZM30 154V153H29ZM53 154V153H52ZM194 154H192V156L194 155ZM7 155H9V154H7ZM25 155V156H26ZM33 155V154H32ZM31 155V156H32ZM35 155V154H34ZM1 156V155H0ZM54 156V155H53ZM197 156H198V154H197ZM196 156V157H197ZM204 156V155H203ZM263 156V157H262ZM3 157V156H2ZM6 157V156H5ZM45 157V156H44ZM10 158V157H9ZM19 158V157H18ZM0 159H1V157H0ZM5 159H7V157L5 158ZM21 159V158H20ZM11 160V159H10ZM22 160V159H21ZM25 160H26V158H25ZM150 160V159H149ZM208 160V159H207ZM211 160V159H210ZM2 161V160H1ZM15 161H17V160H15ZM212 161V160H211ZM226 161H229L228 163H226ZM232 161V162H231ZM5 162V161H4ZM98 162H102L103 163V165H101L99 168L96 166V163H98ZM221 162V164L222 163H226V165H220L219 163ZM7 163V162H6ZM16 164L18 163V162H15ZM22 163V162H21ZM206 163H208V162H206ZM1 164V163H0ZM11 163H9V165H10ZM13 164H14V162H13ZM20 164V163H19ZM18 165V164H17ZM22 165V164H21ZM8 166V165H7ZM13 166V165H12ZM20 166V165H19ZM36 166V165H35ZM1 167V166H0ZM16 167V166H15ZM15 167H13L14 169H17V168H15ZM10 168H12V167H10ZM99 170H98V169ZM201 169V170H198V169ZM3 169V168H2ZM1 169V170H2ZM103 169L104 170H106V171H103ZM4 173V172H3ZM180 174H182V173H180ZM4 175V174H3ZM6 175V174H5ZM200 175V176H199ZM32 176V175H31ZM105 176V177H106ZM179 176H181V175H179ZM178 176V177H179ZM187 175H184V177H186ZM35 177V176H34ZM182 177H183V175H182ZM181 177V178H182ZM188 177V176H187ZM190 178V177H189ZM184 179V178H183ZM191 179V178H190ZM181 180V179H180ZM186 180V179H185ZM259 180H257V183H259L258 182ZM25 182H27V181H25ZM182 182V181H181ZM188 182V181H187ZM179 184V183H178ZM187 184H189V183H187ZM186 184V185H187ZM1 185V184H0ZM151 185H153V184H151ZM151 185H149V186H151ZM216 185H218L219 187H221V191L220 190H216L215 188H214V186H216ZM177 186V185H176ZM185 186V185H184ZM186 187V186H185ZM178 187H176L175 189H177ZM181 188V187H180ZM206 188H210V190H209V193H210V195H204L203 193V191H204V189H206ZM254 188V187H253ZM252 188V189H253ZM129 189V188H128ZM152 189V188H151ZM155 189H156V187H155ZM160 189V191H161V189H163V188H159ZM164 189H165V187H164ZM249 189V188H248ZM261 189V188H260ZM4 190V189H3ZM130 190V189H129ZM129 190H124V191H117V193H116V190H114V191H108V192H111V194H106V193H104V192H98L97 194L99 195V196H102V197H104V198H102L101 197V199L100 200H106V199H113V198H116V197H118V195L120 196V193H122V194H125V195H130V194H132V193H134V191H129ZM144 190V189H143ZM153 190V189H152ZM151 190V191H152ZM173 190V189H172ZM257 191V190H256ZM260 192H261V190H259ZM11 192H12V194H13V191L11 190ZM159 192V191H158ZM189 192H190V190H189ZM0 193H1V188H0ZM7 193H8V191H7ZM14 193H15V191H14ZM114 193V194H113ZM16 194V193H15ZM17 194H19V192H17ZM96 194V195H97ZM121 194V195H122ZM135 194H137L136 192H135ZM11 195V194H10ZM14 195V194H13ZM20 195H22V194H20ZM191 195V194H190ZM16 195H14V197H15ZM10 198H11V196H9ZM12 197L13 198V200L12 201H15L16 199L18 200V196L17 197ZM44 197V196H43ZM106 197V198H105ZM223 197V196H222ZM9 198V199H10ZM11 198V199H12ZM7 199V198H6ZM219 199H221L220 197H219ZM2 200V199H1ZM0 200V201H1ZM19 200H20V198H19ZM180 200H183V201H185V203L184 204H181V201ZM3 201V200H2ZM1 201V202H2ZM6 201V200H5ZM21 201V200H20ZM241 201V200H240ZM3 203V202H2ZM8 203V205L10 204L9 202H7ZM6 202H5V204H7ZM1 204V203H0ZM4 204V205H5ZM93 204H95V203H93ZM3 205V206H4ZM7 206H5V208H6ZM205 208H206V206H204ZM227 207H229V206H227ZM5 208H2V206H1V211H3L4 213H6V214H8V209H5ZM54 208V207H53ZM95 208L96 207H92L91 209L92 210H95ZM9 212H11V211H9ZM244 213H245V211H244ZM238 215V214H237ZM247 216L249 215L248 214V212H247V214H246ZM249 216H251V217H253L254 216V213H250V215ZM28 217H30V215L28 216ZM238 217V216H237ZM236 217V218H237ZM240 217H241V215H240ZM243 218H246V217H244V216H242ZM232 218V217H231ZM249 218V217H248ZM20 219V218H19ZM234 219V218H233ZM239 219V218H238ZM237 219V220H238ZM26 220V219H25ZM161 220V219H160ZM219 220V223H221L222 221H224L225 219H217V221ZM236 220V219H235ZM244 220V219H243ZM243 220H242V222H243ZM247 220H249V219H247ZM128 221V220H127ZM240 221V220H239ZM129 222V221H128ZM161 222V221H160ZM163 222V221H162ZM167 222V221H166ZM234 222H236V221H234ZM246 222H248V221H246ZM165 223V222H164ZM173 223V222H172ZM212 223V222H211ZM237 223V222H236ZM249 223V222H248ZM17 224V223H16ZM63 224V223H62ZM128 224V223H127ZM246 224V223H245ZM71 225H74L73 223H71L70 224V222H66L65 224H63V226L62 227H64L65 229H66V231L71 227ZM77 225V224H76ZM129 225V224H128ZM210 225V224H209ZM233 225H235V224H233ZM140 226V225H139ZM237 226V225H236ZM262 228H264V227H262ZM237 229V233L239 232V230H238V228H236ZM68 231H70V230H68ZM132 231V230H131ZM259 232L260 231H264V229L263 230H258ZM236 232H234V234H235V236H236ZM251 233V232H250ZM233 234V235H234ZM240 233H238V236L240 237V235H239ZM260 234H264V232L262 233H260ZM138 237V236H137ZM241 238V237H240ZM240 238H238V239H240ZM257 238V237H256ZM262 238H264V237H262ZM235 239H236V237H235ZM258 239H261V237L260 238H258ZM127 240V239H126ZM132 240H133V238H132ZM131 240V241H132ZM136 240V239H135ZM139 240V239H138ZM129 241V240H128ZM236 241V240H235Z\"/></svg>",
    "mask_w": 264,
    "mask_h": 264
}]
</instances>
